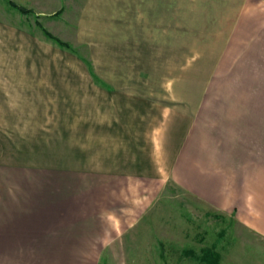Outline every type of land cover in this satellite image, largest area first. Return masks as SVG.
<instances>
[{"label":"crops","instance_id":"crops-1","mask_svg":"<svg viewBox=\"0 0 264 264\" xmlns=\"http://www.w3.org/2000/svg\"><path fill=\"white\" fill-rule=\"evenodd\" d=\"M107 5L121 42L137 45V75L181 77L173 83L180 101L168 104L171 127L159 151L148 135V148L131 153L151 170L125 166L123 155L117 167L51 164L47 143L35 151L26 141L32 109L48 114L49 76L58 73L28 66L33 38L0 0V264H101L115 231H144L146 198L156 196L148 178L163 169L158 155L177 186L264 237V0ZM151 98L158 110L167 105ZM44 123L35 121L41 132Z\"/></svg>","mask_w":264,"mask_h":264},{"label":"rangeland","instance_id":"rangeland-1","mask_svg":"<svg viewBox=\"0 0 264 264\" xmlns=\"http://www.w3.org/2000/svg\"><path fill=\"white\" fill-rule=\"evenodd\" d=\"M8 1L19 6L15 8L20 13L19 26H25L33 38L31 50L27 51L28 46L23 52L28 66L58 73L49 76L51 107L46 109L47 116L32 109L33 140L26 142L35 151H41L36 148L40 143H47L49 155L44 158L51 164L77 163L89 170L96 169V164L117 167L122 160L116 162L115 158L123 155L125 166L149 167L148 162L138 163L144 156L137 160L131 153L136 146L142 152L148 148L151 142L144 140L148 135L154 151L161 149L162 134L171 127L167 126L168 104L180 101L173 83L181 77L136 74L141 67L139 50H134L137 45L121 42L122 30L113 27L116 23L112 12H107V0ZM20 7L30 12H21ZM41 26L70 43L74 52L47 39ZM147 96H158L167 105L158 110L154 98ZM37 120L45 122L43 132L35 124ZM107 144L112 147L109 151ZM155 158L158 169H163L148 178L147 188L153 183L151 192L156 196L146 198L153 203L146 211L144 231H115L101 264H206L200 258L211 248L218 252L219 264H264L263 236L177 186L164 170V159ZM137 185L131 184L139 194L142 189ZM183 250H190V255Z\"/></svg>","mask_w":264,"mask_h":264},{"label":"trees","instance_id":"trees-1","mask_svg":"<svg viewBox=\"0 0 264 264\" xmlns=\"http://www.w3.org/2000/svg\"><path fill=\"white\" fill-rule=\"evenodd\" d=\"M9 3L15 7V8H18L19 9V6L16 5L15 3H13L12 1H9ZM20 11L21 12H24V13H29L30 11L27 10V9H24V8H21L20 7ZM41 29L45 35V37L49 40H51L53 43H55L56 45H58L59 47L63 48V49H73V46L68 43V42H65L63 40H61L59 37L55 36L53 33H51L49 30H47L46 28H44L43 26H41ZM74 50V49H73ZM72 50V51H73ZM74 52V51H73ZM90 70V68H89ZM91 74L92 76L94 77L95 74L91 71ZM95 80H98L96 79V77H94ZM103 87L107 88L108 85H106L105 83L99 81ZM191 251H185V253H190ZM202 261H204L206 264H219V261H220V257H219V254L218 252H215L213 251V249H207L205 250V253L204 255L200 258Z\"/></svg>","mask_w":264,"mask_h":264}]
</instances>
